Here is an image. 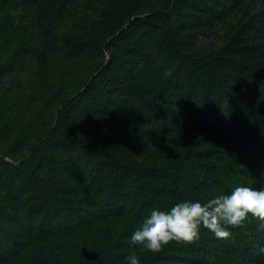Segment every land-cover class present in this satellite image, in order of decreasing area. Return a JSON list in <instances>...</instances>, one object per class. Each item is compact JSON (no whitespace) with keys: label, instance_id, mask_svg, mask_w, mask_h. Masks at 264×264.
<instances>
[{"label":"trees","instance_id":"16d2710c","mask_svg":"<svg viewBox=\"0 0 264 264\" xmlns=\"http://www.w3.org/2000/svg\"><path fill=\"white\" fill-rule=\"evenodd\" d=\"M239 184L264 186V0H0V264H264L256 218L129 240Z\"/></svg>","mask_w":264,"mask_h":264},{"label":"clouds","instance_id":"9594fccd","mask_svg":"<svg viewBox=\"0 0 264 264\" xmlns=\"http://www.w3.org/2000/svg\"><path fill=\"white\" fill-rule=\"evenodd\" d=\"M249 218L258 219L259 227L264 229V186L239 184L203 201L181 199L167 208L153 207L131 232L129 240L142 250L158 252L170 241L198 239L202 227L217 237H229V225L240 226ZM125 260L128 264H142L134 249Z\"/></svg>","mask_w":264,"mask_h":264},{"label":"rangeland","instance_id":"374dc122","mask_svg":"<svg viewBox=\"0 0 264 264\" xmlns=\"http://www.w3.org/2000/svg\"><path fill=\"white\" fill-rule=\"evenodd\" d=\"M83 140L84 141H89L90 139H89V137H83ZM9 162H11V161L9 160Z\"/></svg>","mask_w":264,"mask_h":264}]
</instances>
